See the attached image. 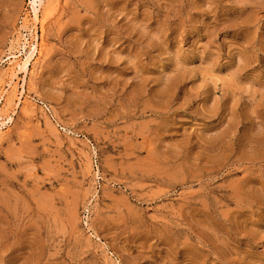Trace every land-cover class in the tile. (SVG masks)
Returning a JSON list of instances; mask_svg holds the SVG:
<instances>
[{"label": "rangeland", "instance_id": "374dc122", "mask_svg": "<svg viewBox=\"0 0 264 264\" xmlns=\"http://www.w3.org/2000/svg\"><path fill=\"white\" fill-rule=\"evenodd\" d=\"M30 1L0 0V264H264V0Z\"/></svg>", "mask_w": 264, "mask_h": 264}, {"label": "bare ground", "instance_id": "6f19581e", "mask_svg": "<svg viewBox=\"0 0 264 264\" xmlns=\"http://www.w3.org/2000/svg\"><path fill=\"white\" fill-rule=\"evenodd\" d=\"M44 1L45 0H31L30 1V4H31V8H32V12H33V16H32V20H33V22L34 23H36L40 18H39V16L41 15V13H43V12H40V10L42 9L41 8V6H43V3H44ZM45 9H46V7H45ZM44 10V9H43ZM51 10H53V9H51L50 8V6H48L47 7V13H46V17H48L49 16V14L51 13ZM43 19V18H42ZM45 20V18L43 19V21ZM32 22V21H31ZM43 22H41V24H42ZM45 24V23H44ZM36 25V24H35ZM24 26V25H23ZM25 27V26H24ZM42 27H43V25H42ZM22 32V31H21ZM30 32V31H29ZM23 36V35H22ZM22 36H20V37H22ZM24 37V36H23ZM19 38V37H18ZM17 38V40H19ZM21 39V38H20ZM24 39H27V38H24ZM23 39V40H24ZM29 42V41H28ZM27 41H18L17 42V47H18V53H19V51H21V52H23L24 51V56L22 57V58H20L19 57V55H17V52H15L14 53V51L13 52H11L10 54H9V56H8V59H10V61H15V60H13L12 58H16L17 59V57H19L18 59L19 60H17L16 62H15V66L14 67H12L11 69H12V71H11V75H10V72L8 73V77H9V80H8V83L11 85L12 83H15V79H16V77H18L17 75H18V72H19V70L21 71V72H27L28 71V69H29V66L32 64V60L35 58V56L37 55V53L39 52L40 53V51H39V46H38V44H37V42L35 41V42H33V43H31L30 42V44L28 45V50H26V44L28 43ZM16 46V45H15ZM19 47H21V48H19ZM15 48V47H14ZM41 49V48H40ZM43 49V48H42ZM41 49V50H42ZM13 50V49H12ZM15 51H17V48H16V50ZM21 56V55H20ZM7 59V60H8ZM13 63V62H12ZM17 66H19V68H17ZM9 67V66H8ZM18 71V72H17ZM7 73V72H6ZM3 74V73H2ZM25 74V73H24ZM5 75V74H4ZM4 75H2V78H3V76ZM1 76V75H0ZM7 77V76H6ZM5 77V78H6ZM1 78V79H2ZM19 78V77H18ZM3 80V79H2ZM1 81V80H0ZM5 82H7L6 80H5ZM7 83V84H8ZM2 82H1V87H3L2 86ZM23 84V83H22ZM13 85V84H12ZM12 85L10 86V88L12 87ZM18 85H16V87H17ZM23 86V85H22ZM0 87V88H1ZM15 85H13V90H16L17 88H15ZM4 89V88H3ZM5 90V89H4ZM12 90V91H13ZM11 91V92H12ZM20 91H22V90H20ZM4 92H7V90L6 91H4ZM13 93V92H12ZM15 93V92H14ZM18 93V92H17ZM20 94H21V92H19ZM1 95V94H0ZM17 95H19V94H17ZM2 96V95H1ZM15 96V95H14ZM13 96V97H14ZM4 97V96H3ZM15 97H17V96H15ZM26 98V97H25ZM27 99H24V101H26ZM17 101V100H16ZM31 101V100H30ZM15 102V101H14ZM27 102H28V100H27ZM31 102H29V104H30ZM15 104V103H14ZM32 104H34L33 102H32ZM31 104V105H32ZM17 105V104H16ZM5 107V106H4ZM15 109V108H14ZM7 110V109H6ZM3 116V115H2ZM5 116V115H4ZM7 118V117H6ZM9 119H10V117H9ZM2 121V120H1ZM5 122L3 121V122H1L0 123V129H1V125H3ZM6 124V123H5ZM2 136V135H1Z\"/></svg>", "mask_w": 264, "mask_h": 264}]
</instances>
